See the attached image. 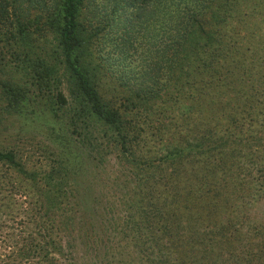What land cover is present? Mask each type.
Returning a JSON list of instances; mask_svg holds the SVG:
<instances>
[{"label":"trees","instance_id":"1","mask_svg":"<svg viewBox=\"0 0 264 264\" xmlns=\"http://www.w3.org/2000/svg\"><path fill=\"white\" fill-rule=\"evenodd\" d=\"M0 35L4 109L60 146L42 176L0 149V264H264V0H0Z\"/></svg>","mask_w":264,"mask_h":264},{"label":"rangeland","instance_id":"2","mask_svg":"<svg viewBox=\"0 0 264 264\" xmlns=\"http://www.w3.org/2000/svg\"><path fill=\"white\" fill-rule=\"evenodd\" d=\"M6 45L5 41L0 35V56L2 55L1 47ZM17 46H6V49H16ZM50 48V47H49ZM48 48V49H49ZM4 61L6 67L0 63V79L10 78L14 82H23L26 80V75L23 73V63L21 60L13 59L7 53ZM5 102L0 92V149L1 150H13L17 153L18 159L24 164L29 172H35L38 176H42L50 167H57V156L60 146L53 142L48 134V131L43 127L42 118L38 117V113L32 114V107H26V109L17 113L16 111H8L4 109ZM26 111V112H25ZM51 140V141H50ZM104 165L93 166L87 169L84 167V163L81 165L80 172L77 176L78 188L81 189L86 184L90 187L86 190L92 195L99 194L98 189H104L102 192L110 191L112 180H115L118 170L116 169L115 162L110 161V157ZM92 174L94 178H92ZM103 181V182H102ZM67 190L68 187H65ZM5 190H9V187ZM87 192V193H88ZM101 196H98L99 200ZM18 199H20L17 196ZM22 199V198H21ZM16 208V207H15ZM251 215L254 217H260L264 215V198L261 199L255 206L252 207ZM12 227V223L7 225ZM6 236H15V233L4 230ZM82 248L77 245L74 252L69 253V249L64 251V254L60 256L62 264H86V257L83 256ZM73 262V263H71Z\"/></svg>","mask_w":264,"mask_h":264}]
</instances>
